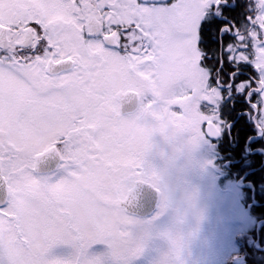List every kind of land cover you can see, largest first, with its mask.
<instances>
[{
	"label": "snow or ice",
	"instance_id": "1",
	"mask_svg": "<svg viewBox=\"0 0 264 264\" xmlns=\"http://www.w3.org/2000/svg\"><path fill=\"white\" fill-rule=\"evenodd\" d=\"M245 117L264 0H0V264H138L159 146Z\"/></svg>",
	"mask_w": 264,
	"mask_h": 264
},
{
	"label": "rangeland",
	"instance_id": "2",
	"mask_svg": "<svg viewBox=\"0 0 264 264\" xmlns=\"http://www.w3.org/2000/svg\"><path fill=\"white\" fill-rule=\"evenodd\" d=\"M249 119L255 130L252 140L264 142V134L260 133L255 121ZM231 127H226L215 141L196 145L184 157L185 167L197 189L199 218L180 258L181 264H251L245 252L252 243L258 246L253 242L254 234L259 233L264 222L257 220L251 211L256 201L246 190L251 185L243 177L247 172L242 171L247 160L241 163L239 160L225 161L217 150ZM259 151L264 156V151ZM161 196L160 187L157 202ZM156 210L157 207L153 213L142 216L144 222L136 226L135 236L126 246L139 245L147 250L138 264H152L159 246L155 233L159 223L167 222V217H161L159 221L160 214L157 215Z\"/></svg>",
	"mask_w": 264,
	"mask_h": 264
},
{
	"label": "clouds",
	"instance_id": "3",
	"mask_svg": "<svg viewBox=\"0 0 264 264\" xmlns=\"http://www.w3.org/2000/svg\"><path fill=\"white\" fill-rule=\"evenodd\" d=\"M196 145L187 141L161 144L156 152L155 166L160 174L162 196L157 208L159 221L167 217L163 225L159 223L155 240L159 246L152 264H181V256L187 247L195 223L199 218L197 189L185 167L184 157Z\"/></svg>",
	"mask_w": 264,
	"mask_h": 264
},
{
	"label": "trees",
	"instance_id": "4",
	"mask_svg": "<svg viewBox=\"0 0 264 264\" xmlns=\"http://www.w3.org/2000/svg\"><path fill=\"white\" fill-rule=\"evenodd\" d=\"M246 119V120H245ZM243 122L235 120L228 135L220 140L217 150L225 161H238L241 163L247 160L242 171L243 175L251 187H247V192L256 201L251 206V211L257 220L264 222V156L259 150L264 151V142L253 141L255 134L254 126L250 119L245 117ZM244 160V161H245ZM264 224L258 234H254V243L248 245L245 252L248 262L251 264H264Z\"/></svg>",
	"mask_w": 264,
	"mask_h": 264
},
{
	"label": "water",
	"instance_id": "5",
	"mask_svg": "<svg viewBox=\"0 0 264 264\" xmlns=\"http://www.w3.org/2000/svg\"><path fill=\"white\" fill-rule=\"evenodd\" d=\"M219 136H220V134L217 135L215 138H213L212 141H215ZM251 196H252V198H253V191H252V193H251ZM153 199H154V203H153V205H152L151 207L147 208V209L145 210V212L142 213V216L149 215V214H151V213H153V212L155 211V209H156V203H157V200H158V196H157V195H154V198H153Z\"/></svg>",
	"mask_w": 264,
	"mask_h": 264
},
{
	"label": "flooded vegetation",
	"instance_id": "6",
	"mask_svg": "<svg viewBox=\"0 0 264 264\" xmlns=\"http://www.w3.org/2000/svg\"><path fill=\"white\" fill-rule=\"evenodd\" d=\"M233 124H234V121H232V123L230 124V126H231V125L233 126Z\"/></svg>",
	"mask_w": 264,
	"mask_h": 264
}]
</instances>
